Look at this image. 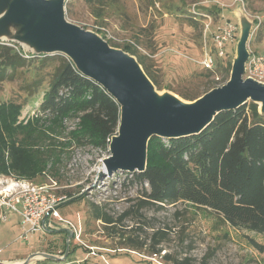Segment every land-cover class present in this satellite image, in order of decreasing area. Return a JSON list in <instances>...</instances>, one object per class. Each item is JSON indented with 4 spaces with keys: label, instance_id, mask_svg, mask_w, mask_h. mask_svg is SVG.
<instances>
[{
    "label": "rangeland",
    "instance_id": "374dc122",
    "mask_svg": "<svg viewBox=\"0 0 264 264\" xmlns=\"http://www.w3.org/2000/svg\"><path fill=\"white\" fill-rule=\"evenodd\" d=\"M209 1L220 6L219 14L236 24L237 33L226 44L227 56L217 60L214 75L205 79L200 76L202 68L197 62L204 50L202 39L197 38L187 19L193 15L191 8L206 11ZM242 1L247 17L253 21L247 48L264 53V0ZM105 2L90 5L85 0H65L66 18L95 32L113 47L132 43L160 83V91L189 101L178 92L195 90L202 94L207 82L215 76L222 79L221 65L233 61L239 34L233 11L240 6L233 0ZM93 6L100 10V16L91 13ZM211 9L217 10L213 5ZM213 16L214 26L219 25L222 18ZM52 69L47 65L43 70ZM26 74L0 82V191L30 184L48 185L65 198L57 214L46 221V230L28 234L27 240L20 239V215L17 211L8 213L7 219L0 221V261L18 264L33 252L62 256L67 250V232L63 231L67 227L73 230L67 261L175 264L189 257L194 264H264L263 235L233 228L189 203L160 207L149 204L136 209L140 184L132 180L133 172L116 170L109 174L105 170L108 142L96 146L73 138L71 132L81 124L77 114L40 116L41 89L32 95L23 91ZM95 205L100 207L101 216L112 222L95 218ZM16 207L20 209V204ZM153 248L159 252L154 254Z\"/></svg>",
    "mask_w": 264,
    "mask_h": 264
},
{
    "label": "trees",
    "instance_id": "16d2710c",
    "mask_svg": "<svg viewBox=\"0 0 264 264\" xmlns=\"http://www.w3.org/2000/svg\"><path fill=\"white\" fill-rule=\"evenodd\" d=\"M85 1L90 5L106 4V0ZM212 5L217 10L213 11ZM204 8L206 11L198 12L220 15V6L214 2H207ZM91 13L100 16V10L95 6L91 7ZM190 15L188 25L196 30L201 41L204 17ZM120 48L137 57L156 88L162 89L132 43H125ZM26 55L12 45L0 42V82L28 72L23 75L21 89L28 95L41 89L40 116L62 118L77 114L81 124L71 132L73 138L96 146L109 143L111 136L116 134L120 117L119 105L114 98L61 54ZM47 65H52L53 69L45 72L43 69ZM201 68V78L207 79L214 75L216 66L213 69ZM221 68L222 79L215 76L207 82V89L202 94L226 82L231 62L227 61ZM178 93L188 100L202 95L195 90ZM132 176V180L140 184L136 209L149 204L160 207L177 202L189 203L233 228L264 236V114L259 113L256 103L248 101L237 108L219 112L200 133L178 138L152 136L147 144L146 167L141 172H133ZM94 210L95 218L112 222L110 218L101 216L99 206L95 205ZM152 251L157 254L159 249L153 248ZM35 264L87 262L44 259ZM175 264L194 263L189 257H184Z\"/></svg>",
    "mask_w": 264,
    "mask_h": 264
},
{
    "label": "water",
    "instance_id": "95a60500",
    "mask_svg": "<svg viewBox=\"0 0 264 264\" xmlns=\"http://www.w3.org/2000/svg\"><path fill=\"white\" fill-rule=\"evenodd\" d=\"M233 13L239 34L229 77L189 101L169 91L158 95L160 90L134 55L66 18L65 0H0V42L18 44L34 55L61 54L80 73L101 85L120 109L116 134L108 144L109 155L103 159L105 170L109 174L116 170L141 172L146 167L147 144L152 136L178 138L200 133L219 112L248 101L256 103L259 113L264 114V81L243 77L253 21L241 6ZM63 231L67 232L68 250L73 230L66 227ZM67 250L62 256L33 252L18 264L61 261Z\"/></svg>",
    "mask_w": 264,
    "mask_h": 264
},
{
    "label": "built area",
    "instance_id": "2783aa9c",
    "mask_svg": "<svg viewBox=\"0 0 264 264\" xmlns=\"http://www.w3.org/2000/svg\"><path fill=\"white\" fill-rule=\"evenodd\" d=\"M233 3L240 4L243 8L242 0H233ZM194 16L204 17L202 29L203 53L197 60L198 64L206 69H213L219 59L227 56L226 44L236 37L237 26L227 19L223 14L219 25L214 26L213 18L210 14L201 13L195 9H190ZM260 22V18H257ZM214 26V28H212ZM210 36V40L209 37ZM4 43V42H2ZM12 45L16 49L14 44ZM25 56L26 53H24ZM245 76L252 77L259 81H264V53L249 51V57L245 64ZM2 189L0 191V221L7 219L8 213L17 211L22 222V233L20 239L27 240L30 233L46 230L51 216L57 214V208L65 196L56 195L48 185L30 184L26 187ZM4 195V197H3ZM2 196V197H1ZM20 204V209L16 205Z\"/></svg>",
    "mask_w": 264,
    "mask_h": 264
},
{
    "label": "bare ground",
    "instance_id": "6f19581e",
    "mask_svg": "<svg viewBox=\"0 0 264 264\" xmlns=\"http://www.w3.org/2000/svg\"><path fill=\"white\" fill-rule=\"evenodd\" d=\"M161 92V91H160ZM157 94L159 95V92H157Z\"/></svg>",
    "mask_w": 264,
    "mask_h": 264
}]
</instances>
